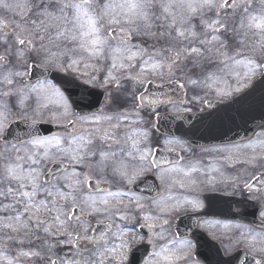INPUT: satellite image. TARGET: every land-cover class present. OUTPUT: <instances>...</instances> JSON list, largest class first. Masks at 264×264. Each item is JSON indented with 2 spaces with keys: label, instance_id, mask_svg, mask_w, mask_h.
<instances>
[{
  "label": "snow or ice",
  "instance_id": "snow-or-ice-1",
  "mask_svg": "<svg viewBox=\"0 0 264 264\" xmlns=\"http://www.w3.org/2000/svg\"><path fill=\"white\" fill-rule=\"evenodd\" d=\"M0 11L13 15L11 26L0 21V264H130L145 240L142 264L189 260L194 244L177 238L174 216L198 220L201 186L223 182V166L264 167V132L204 147L207 164L185 162L177 148L190 152L187 142L157 134L168 118L157 109L179 119L188 86L196 100L197 89L227 97L264 79V0H0ZM50 72L106 89L112 107ZM171 86L183 96H169ZM149 171L155 196L133 189ZM231 184L253 187L239 176ZM259 217L258 230L235 226L252 264H264V200Z\"/></svg>",
  "mask_w": 264,
  "mask_h": 264
},
{
  "label": "flooded vegetation",
  "instance_id": "flooded-vegetation-1",
  "mask_svg": "<svg viewBox=\"0 0 264 264\" xmlns=\"http://www.w3.org/2000/svg\"><path fill=\"white\" fill-rule=\"evenodd\" d=\"M133 42L135 43L136 40ZM198 71L199 69H192L189 75H194ZM102 75L103 73H101ZM69 78L70 80L68 81H72V83L66 84L65 86L70 92L78 95L80 89L88 87L89 91L96 93L98 106H103L105 111H109L112 107L111 97H108V102L107 104L105 103L106 89L93 88L82 84L78 79H74L71 76ZM254 79L249 86L243 88L240 92H232L230 96L224 98L220 96L216 97L213 94L214 91L208 93L207 90L197 89L199 98L193 100L194 92L188 86L186 91L189 102L186 104V107L190 111L184 113L182 118L178 119L172 116L170 109L159 107L157 110L161 113H167L168 118L159 122V132L157 134L173 135L186 141L190 152H181L177 148V153L184 157L185 162L189 159L203 160L205 164L213 160V156L203 152L202 149L204 147L246 143L248 139H256V136L248 131L250 128L248 125L241 122L228 121V118H236L238 111L242 112L244 110L245 102H242L238 107H234L231 112H229L230 108L218 109L220 101H229L250 89L254 84ZM181 82L183 83L184 81L182 80ZM123 83L130 84L128 81H123ZM232 83L234 86V81ZM76 84H79V88L76 87ZM147 87L153 91H160L154 85H147ZM220 87L223 86L220 85ZM165 91H167L169 96L181 97L185 90L180 89L178 86H171L167 87ZM192 114H196L199 117L198 121L193 123L197 126L194 131L196 138L193 139L190 138L189 132V120ZM229 135L233 136L229 137ZM166 155L168 160L175 159V155L172 153H167ZM168 160L159 159L158 157V163L162 167L169 166ZM260 163L264 164V161ZM222 172L223 182H218L214 186H201L199 194L204 201L205 207L200 213L196 214L198 220L196 218H189L183 212L176 214L173 218L175 227L172 230L177 238L191 240L194 244L190 259L187 261L181 260L179 264H252L253 254L242 244L237 243L239 229L235 226L237 224H245L257 228V230L259 229V209L261 207V200H264V189L260 188L257 180L264 181V167L260 165L252 167L250 165L236 163L234 167L223 166ZM214 175H217L218 180L220 179L218 174ZM236 176H239V182L241 184L244 181L252 184V189L250 191L248 189L234 190L231 184V178ZM133 189L138 194L155 196L156 192L160 190V181L153 172L149 171L137 180ZM146 189H151V191H146ZM173 195L191 194L185 193L183 190H175ZM250 196H255L256 199H249ZM198 222L199 226H197ZM137 231L141 234H147V229L137 228ZM136 248L139 251H136ZM151 251V246L147 245L145 240L144 243L137 245L133 249V253L130 256V264H142V261L149 257Z\"/></svg>",
  "mask_w": 264,
  "mask_h": 264
},
{
  "label": "water",
  "instance_id": "water-1",
  "mask_svg": "<svg viewBox=\"0 0 264 264\" xmlns=\"http://www.w3.org/2000/svg\"><path fill=\"white\" fill-rule=\"evenodd\" d=\"M49 77H50V78L58 77V75H57L56 73H52V72H50V73H49ZM263 81H264V79L261 80V81H259V82L257 83V86L254 88L253 93L250 92V94H253V96H255V95H256V94L262 89V83H263ZM256 96H257V97H262V92H260V93L257 94ZM251 97H252V95H251ZM253 99L255 100V98H253ZM248 102H249V101H248ZM233 106H236V104H234ZM236 107H237V106H236ZM247 113H248L249 118H251V114H250V111H249V110L247 111ZM244 114H245V112H244ZM191 121H192V119H191ZM13 127H16V125L13 126ZM24 128H25L24 125H22V127H20V129H24ZM41 128H43V129H49V128H50L53 132L57 130L56 128H52V127H48V126H41Z\"/></svg>",
  "mask_w": 264,
  "mask_h": 264
},
{
  "label": "rangeland",
  "instance_id": "rangeland-1",
  "mask_svg": "<svg viewBox=\"0 0 264 264\" xmlns=\"http://www.w3.org/2000/svg\"><path fill=\"white\" fill-rule=\"evenodd\" d=\"M0 20L5 21L9 26H11V22L13 20V15L11 13H4L3 11H0ZM213 94L216 95L215 92ZM216 97H217V95H216ZM221 98H224V97H221Z\"/></svg>",
  "mask_w": 264,
  "mask_h": 264
}]
</instances>
